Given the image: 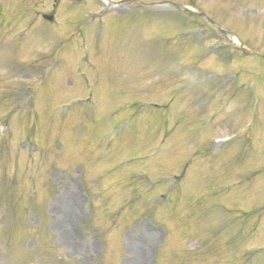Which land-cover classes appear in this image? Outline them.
Returning <instances> with one entry per match:
<instances>
[{
  "label": "rangeland",
  "instance_id": "rangeland-1",
  "mask_svg": "<svg viewBox=\"0 0 264 264\" xmlns=\"http://www.w3.org/2000/svg\"><path fill=\"white\" fill-rule=\"evenodd\" d=\"M55 1L0 0V123L14 131V144L0 135V264H264V0H170L245 53L208 30L192 49L185 38L209 26H164L153 15L169 0L121 12ZM88 12L106 16L100 27ZM45 14H57L48 39ZM208 39L222 50L211 56ZM227 77L235 100L206 105L208 84Z\"/></svg>",
  "mask_w": 264,
  "mask_h": 264
}]
</instances>
